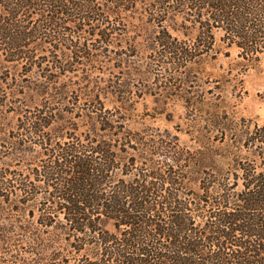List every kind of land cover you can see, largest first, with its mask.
Instances as JSON below:
<instances>
[{
	"label": "trees",
	"instance_id": "1",
	"mask_svg": "<svg viewBox=\"0 0 264 264\" xmlns=\"http://www.w3.org/2000/svg\"><path fill=\"white\" fill-rule=\"evenodd\" d=\"M139 6L157 27L155 47L178 62L207 56L216 33L247 62L264 55V0H0V55L34 64L35 48L50 47V68L67 71ZM176 20L182 39L165 25ZM55 114L48 104L18 119L39 149L28 175L0 170V196L36 207L47 264H264V124L242 120L234 164L208 167L193 189L192 156L137 164L131 134L101 114L91 133L55 140Z\"/></svg>",
	"mask_w": 264,
	"mask_h": 264
},
{
	"label": "rangeland",
	"instance_id": "2",
	"mask_svg": "<svg viewBox=\"0 0 264 264\" xmlns=\"http://www.w3.org/2000/svg\"><path fill=\"white\" fill-rule=\"evenodd\" d=\"M142 10L113 19L119 27L109 44L89 41L85 59L76 57L67 71L50 68L58 54L50 47L35 48L34 64L0 55V170L28 175L36 166L39 149L18 128V119L48 104L56 113L50 130L55 140L91 133L101 114L131 134L124 148L129 154L135 149L137 164L151 157L184 164L192 156L193 189L208 167L234 164L230 145L243 140L242 120L264 124V55L247 62L216 33L207 56L178 62L155 47L157 27ZM177 24L165 25L182 39ZM2 194L0 264H47L44 230L30 209L36 207L22 206L17 193Z\"/></svg>",
	"mask_w": 264,
	"mask_h": 264
}]
</instances>
